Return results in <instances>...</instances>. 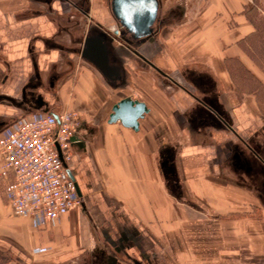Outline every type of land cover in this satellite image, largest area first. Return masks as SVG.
<instances>
[{
  "label": "crops",
  "instance_id": "obj_1",
  "mask_svg": "<svg viewBox=\"0 0 264 264\" xmlns=\"http://www.w3.org/2000/svg\"><path fill=\"white\" fill-rule=\"evenodd\" d=\"M173 2L160 7L159 17L179 2L184 18L170 19L157 33L156 21L142 51L192 94L134 55L110 62L125 72L126 85H118L122 78L112 82L71 49L84 46L85 18L80 27L65 23L71 34L58 36L47 18H15L12 11L0 17V132L36 112H56L59 103L78 110L80 135L68 168L83 193L78 208L55 223H37L32 216H13L0 188V264L18 263L12 254L24 255L28 264H80L98 249L122 243L159 263L168 241L176 264H264V225L254 216L220 222V237L210 240L212 220L202 239L198 232L188 238L185 225L192 221L186 205L209 218L252 204L256 210L249 211L264 217V80L249 48L258 31L239 0ZM91 3L92 18L114 32L120 24L111 2ZM32 94L43 102L32 106ZM131 94L150 109L139 130L108 122L113 106ZM214 247L227 254L215 255Z\"/></svg>",
  "mask_w": 264,
  "mask_h": 264
},
{
  "label": "built area",
  "instance_id": "obj_2",
  "mask_svg": "<svg viewBox=\"0 0 264 264\" xmlns=\"http://www.w3.org/2000/svg\"><path fill=\"white\" fill-rule=\"evenodd\" d=\"M36 112L0 132V188L15 217L55 223L82 204L66 163L80 135L73 112Z\"/></svg>",
  "mask_w": 264,
  "mask_h": 264
},
{
  "label": "flooded vegetation",
  "instance_id": "obj_3",
  "mask_svg": "<svg viewBox=\"0 0 264 264\" xmlns=\"http://www.w3.org/2000/svg\"><path fill=\"white\" fill-rule=\"evenodd\" d=\"M21 1L17 0L16 2L22 3ZM175 1L176 0H174V2ZM25 2L26 3L23 2V5L19 9V11L14 12L15 18H27L33 16L47 18L51 23H54L57 26L55 28L56 29L55 35L58 36L59 34H64V33L71 34L70 26L69 28H67V26H65V23L75 22L80 27L81 19L85 18V20L87 19L90 22L88 24L89 26L88 35L102 34L103 37L105 38V43L108 49L109 62L112 63L119 60L118 63L121 64L122 59L120 57L128 56V55L129 56L134 55V57L137 56L140 59H142L146 65L152 67L161 75L171 79L174 83L178 84L186 91H188L190 94H192V92L189 91L190 89H188L187 86H184L183 84L180 85L177 80H175L172 76H170L166 71L158 67L149 57H147L143 53L142 49L146 48L145 46L148 45L146 44L147 41L149 40L152 41V38L142 37L139 40H133L130 34H128L121 26H117L114 29V32L104 31V29L100 27V24L96 23L94 18H92L91 16L90 11L93 5L91 3V0H26ZM110 2L111 0H106L107 5ZM165 2H167V0H163V1L159 0L158 11L160 10V7L165 5ZM66 7H70L72 11L75 10L74 12H76L75 13L76 17H74V14H70L69 10H67ZM110 8H111V4H110ZM183 10H184L183 4H180L178 2L175 4L172 11L170 9L166 10V8H164V10L162 11L164 18L159 17V13H158V17H157L158 24L156 28V33L157 30L160 29V27L163 26L164 23H168L170 19H173L175 22H177L179 21L180 18L181 19L184 18ZM111 15L115 19L112 12ZM116 30H118V33H115ZM77 39L78 41H80V37H78ZM71 49L72 51L77 52L78 54L81 53L82 55L83 48H81L80 45L79 47L74 46ZM158 69L161 70L162 72L158 71ZM118 70L120 72L123 71L122 69H120V67ZM124 76H125V72H122L120 74L119 79L114 81L112 80V82H117L122 78V81H120L118 85L120 87H123L124 85H126V79ZM31 96H32V101L30 102V104L32 106H35L36 104H40L43 102V99H41V97L35 99L33 97L34 96L33 94ZM210 108L212 109V112L219 117L221 124H224L225 126L226 125L224 121L225 118H223L219 109L216 108V106L214 107L212 105L210 106ZM66 165L68 168V162L66 163ZM69 170L70 169L68 168V171ZM122 244L119 247L117 246L115 249H110V247L108 246L110 249V250L108 249L109 251L106 250L105 248L98 249L97 252H95L94 255H92L91 257L89 256L83 257L80 261V264H165L164 261L158 263L156 262V260H153L148 252L141 251L138 255L137 253H130L128 250H126L125 245ZM1 261L2 258H0V262Z\"/></svg>",
  "mask_w": 264,
  "mask_h": 264
},
{
  "label": "water",
  "instance_id": "obj_4",
  "mask_svg": "<svg viewBox=\"0 0 264 264\" xmlns=\"http://www.w3.org/2000/svg\"><path fill=\"white\" fill-rule=\"evenodd\" d=\"M159 0H112L111 11L120 26L130 34L133 40L142 37H150L154 34V25L157 21ZM100 24V23H99ZM118 33V30L115 31ZM82 57L95 65L103 75L110 80H117L120 77L118 68L110 65L108 49L105 38L102 34L87 35L84 40ZM158 71L162 72L158 69ZM150 112L147 104L134 98L133 94L128 95L118 101L112 108L108 122L120 121L125 127L139 130L140 120ZM57 117V114L53 112ZM225 121V120H224ZM226 126L236 133L235 129L225 121ZM74 141V138L72 139ZM75 180L74 175L68 171ZM79 195L83 197L82 190L76 182Z\"/></svg>",
  "mask_w": 264,
  "mask_h": 264
},
{
  "label": "rangeland",
  "instance_id": "obj_5",
  "mask_svg": "<svg viewBox=\"0 0 264 264\" xmlns=\"http://www.w3.org/2000/svg\"><path fill=\"white\" fill-rule=\"evenodd\" d=\"M17 0H0V17H3L6 18V17H9L8 12H17L19 11V9L21 8V6L23 5V2L26 3L25 1L26 0H20L22 3H17L16 2ZM198 1V0H197ZM199 1H202L204 2V0H199ZM241 4L244 5L245 9L248 11V14L246 12V17L248 20H250L251 22L254 23V26L255 28L257 29L258 31V34L254 37V43H252V46L250 45V49L251 48H254V57H259V58H255V61L259 62L260 64V67H261V73L257 70V73L258 75H260L262 77V79L264 80V0H239ZM17 7L19 9H17ZM67 10H69L70 14H74V17H76L75 13L74 12L75 10H71L70 7H66ZM10 16H13V14L11 13ZM86 21V25L89 24V20H85ZM257 23H259V27L257 26ZM80 65V64H79ZM248 73H244V77L246 79V81L248 80ZM256 80V78H255ZM118 93H120V91H118ZM122 94H126L125 91H122L121 92ZM262 93V97H264V91L262 90L261 91ZM121 96V95H120ZM119 95L117 96V98L120 97ZM73 95L72 98L73 99ZM117 98H110L108 99L109 102L111 101V103L116 100ZM108 102V101H107ZM55 108H57V111L56 112H73V113H76L79 117V111L76 110V109H73L71 108L70 106H63L62 104H58V106H56ZM262 112L264 114V108H262ZM3 199H4V202H5V205L7 206V208H9V205L7 203V201L5 200V197H4V194H3ZM186 204V203H185ZM187 204H191L190 202L187 203ZM203 204V203H202ZM252 207H245V205L243 207L245 208H239V209H235V210H232V211H226V210H217L214 212L213 216L209 215L208 217L209 218H205L207 216V213L203 212V214L200 216H196V213L195 211L193 210V208H188V206L186 205L185 208H187L188 210L191 211L192 215H191V220L192 221H189L187 220L188 222H186L185 225L188 226L187 230H189L188 233H191V235L189 234L188 235V238H191V239H194L196 238V234L195 232L197 233H200L197 238H201L205 236H203V233L201 232H205L203 231V226H206L209 225V222L212 220V223H213V228L211 230H208L206 233H208L206 236H208L209 240L212 239V238H215L216 237H220V234L216 232L217 231H220V222H224V223H227L229 222L230 224H233V223H236L237 220H247L246 218H252V216H254L253 218H255L256 220H260L261 221V224L262 226L264 225V217H262L263 214H260L261 217H259V212L258 211H249V209L251 210L252 209H255L256 207L253 206L251 204ZM256 210V209H255ZM198 215H200V213H197ZM206 215V216H205ZM200 217V218H198ZM247 225V224H245ZM209 232H213L212 235H209L210 233ZM194 233V234H193ZM214 235V236H213ZM194 243V241H192ZM163 249V252L166 253L163 257V261L165 264H176L172 261V259L174 258V254H172L174 252L170 242H166L164 248ZM214 251H217L215 253V255L219 254L220 251L224 252L225 254H227L226 250L224 249H219L217 250V247H214L213 249ZM13 258L14 260H16V264H28V262H30L29 259H26V257H24V255H19V254H12L10 255V258ZM38 257V255H37ZM224 260H226L227 258L226 257H223ZM229 259H231V257H229ZM236 259V258H235ZM4 260H7V258H5ZM62 262V263H60ZM59 264H64L63 261H59L58 262ZM31 264H32V261H31ZM234 264H239V263H234Z\"/></svg>",
  "mask_w": 264,
  "mask_h": 264
},
{
  "label": "trees",
  "instance_id": "obj_6",
  "mask_svg": "<svg viewBox=\"0 0 264 264\" xmlns=\"http://www.w3.org/2000/svg\"><path fill=\"white\" fill-rule=\"evenodd\" d=\"M263 91H264V90H263ZM261 94H262V93H261ZM261 97H262V95H261ZM262 98H263V100H264V97H262ZM262 104H263L262 106H263V108H264V101H263V103H262Z\"/></svg>",
  "mask_w": 264,
  "mask_h": 264
}]
</instances>
